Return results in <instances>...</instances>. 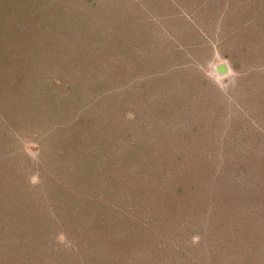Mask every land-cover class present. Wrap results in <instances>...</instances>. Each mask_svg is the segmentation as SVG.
<instances>
[{"label":"rangeland","instance_id":"374dc122","mask_svg":"<svg viewBox=\"0 0 264 264\" xmlns=\"http://www.w3.org/2000/svg\"><path fill=\"white\" fill-rule=\"evenodd\" d=\"M20 1L0 0V168L18 179L3 186L0 228L36 241L43 264H264V0H42L28 20L18 9L37 0ZM233 161L253 232L241 256L213 262L196 224L247 227L250 211L239 199L209 219L196 210L214 196H194ZM157 197L175 199L164 215L194 209L162 231ZM147 211L142 241L132 227Z\"/></svg>","mask_w":264,"mask_h":264},{"label":"trees","instance_id":"16d2710c","mask_svg":"<svg viewBox=\"0 0 264 264\" xmlns=\"http://www.w3.org/2000/svg\"><path fill=\"white\" fill-rule=\"evenodd\" d=\"M20 3L22 5L25 4L23 0H21ZM35 3L36 4H32L33 9H31L32 6H29V9H28V7L26 9H23V10H28L27 12L21 10L22 7L19 8L18 13H17L18 15L16 18H19V20H21V19L22 20L35 19L37 17L36 9L42 8V7L44 8L42 0H37ZM16 8H18V6H16ZM56 84H54V85H56ZM53 131H56L55 128L53 129ZM56 151H59V156H61L63 158L66 156L63 153L62 149L60 151V149L58 150L56 148L55 152ZM124 154H125V152H123L121 155H124ZM212 156H214V154ZM212 156H210L211 159H212ZM179 158L180 157H178V159ZM172 160L174 161V159L171 158L170 161L166 162V164H165L166 169L164 171H162V176H164V178L166 177V179L169 178V176L172 174V171L168 169V168H173V163H170V162H172ZM241 161H242V164H244L243 163L244 161L243 160H241ZM230 165H232V169L229 167ZM237 166H238V164L236 161L235 162L234 161L228 162L227 166H226L228 169L227 171H224V169H222V167H221L219 170H217L218 174L215 171V174H214L215 179H212L213 178L212 177L211 180H209L208 185H210V187L213 188V190H209V191H207V193L204 190L197 191V193L194 197L196 198V200L198 202L200 199H203L204 197H207L208 195H212V196H214L212 198L216 203L215 206H213L214 208L211 209L209 207L204 208L202 203L198 204V202H197L196 203V204H198L197 210H196L197 212H200L202 210V213L206 214L205 217H207L208 215H211L212 217L209 216V219L216 220L217 218L214 216H217L218 213L219 214L223 213V210L225 211L226 209L230 208L229 211L232 212V214L234 215L235 212H233V211H236L239 208V206L241 205L240 204L241 201L239 200V199H241V197H238V196L236 197L234 194H232L229 184L231 182L230 178H232L231 175L233 176V173L235 171H238V172L241 171V168L237 167ZM162 168L164 169L163 165H162ZM188 169H191V167L188 166ZM15 171L16 170L14 168L11 169V168H9V166L7 169L0 168V198L1 199H2V196L5 198L8 197L10 199H11V197L13 198L12 194H11V196H9L8 194L7 195L4 194L2 189L4 188L3 187L4 185H6V186H16L17 185L18 179H16L17 175H16ZM262 173L263 172H261V174ZM41 176L43 179L44 173ZM182 193H183V191H182ZM215 195H218L219 199H217ZM152 196L154 198H156L155 194ZM174 197H171L170 199L167 197H165V198L157 197V198H160V200H161L160 202H162L163 211L156 212L154 215L150 214L151 211H147V213L145 214L146 215L145 219L143 218L139 222H137L138 219L136 221L134 220V222H133L134 226L132 228H137L138 230H140V229L142 230V232H143L142 241H144V240L146 241L148 238H150V234L154 230L153 226H155V225H154V223H152L151 218H149L150 215L153 216L154 221L156 220V217L163 218L161 220L159 219L160 220L159 223L161 226L162 225H165V226H163L162 229L161 228L160 229L162 231L166 230V232H168V230L170 228L173 231L175 228L177 229V227H175V226H178L179 224L177 223L178 219L176 218V216L179 213H183L186 209H187L186 213H190L191 209H194L193 208L194 205L191 202H189L190 199H187V200H185L186 205L181 203L183 201L178 202V204H180L179 208H178V206H176V208H173L169 214L166 213V215H164V213L166 212V211H164V208L165 207H168V208L171 207L170 205H166V204L169 202V203H172V205H173V203L175 202ZM252 197L256 198L257 196L256 197L252 196ZM175 198H178V196L176 195ZM242 201L246 202V205L243 206V209L245 211L252 210V205H251L252 203H251V200H249V198H245ZM178 204H176V205H178ZM247 214H248L247 216H249L248 220H247L248 221L247 227H243L240 224H237L236 222L231 223L228 219V216L227 215L224 216L223 214H221V217L218 218L217 222H214V223H217L214 228H212V227L207 228L206 225H204V223L202 221L200 223L196 224V227L199 226V224H200V227L205 229V230H202V232H203L202 236L210 238L211 249L208 252V255H209V253H211L210 254L211 257H209V258H211L213 260V262H216L219 259L221 261L224 260L225 255H224V257H222V255L225 252L226 248H227V250H230L228 248H234L235 250H237L236 253H238L239 256H241V253L243 251H242V249L239 248V246L241 244H242V246L245 245L246 243L248 244L249 243L248 242L249 241L248 233L250 232V234H251L253 232L252 229H253V222H254L253 217L254 216H253V213H251V211H250V213H247ZM200 217L202 218L203 216H200ZM256 220H258V218ZM256 220H255V222H256ZM120 222H121V220L116 219L114 223L121 224ZM150 224H152L153 226L152 227L149 226ZM182 225H185L184 222ZM244 226H245V224H244ZM13 229H17V228L11 229V226L9 223L2 225V227L0 228V264H43L44 261L46 260L45 257L42 258V256H40L41 253H38L39 249H37V245L31 244V242L35 243L36 241L31 240V241H28L27 243H24V241H22V240H25L28 238H25V236H23V235H20V236H18L17 234L15 235V232ZM243 229H244V231L246 229V232L242 231ZM172 230H171V232H172ZM232 230H235V231L232 232ZM122 234H123V232L120 233V235H122ZM118 235H119V233H118ZM30 237L32 238L33 236H30ZM184 239L186 240V237H184ZM260 239H264V233L260 237ZM165 243L168 244L169 247H171L172 244L175 242L174 241L162 242L161 244L164 245ZM117 246L118 245H116V244L111 245V247H109L107 249V252L105 251V253L111 254L110 257L118 254V251H120V250H117ZM247 249H248V252H251V250L249 248H247ZM172 251L173 250H171V252ZM172 256H174V254H172ZM96 264H101V263H96Z\"/></svg>","mask_w":264,"mask_h":264}]
</instances>
